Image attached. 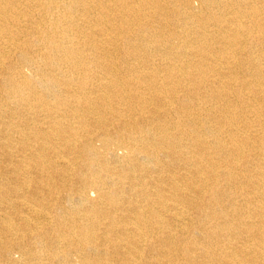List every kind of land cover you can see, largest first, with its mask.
<instances>
[{"label":"bare ground","instance_id":"bare-ground-1","mask_svg":"<svg viewBox=\"0 0 264 264\" xmlns=\"http://www.w3.org/2000/svg\"><path fill=\"white\" fill-rule=\"evenodd\" d=\"M0 264H264V0H0Z\"/></svg>","mask_w":264,"mask_h":264}]
</instances>
